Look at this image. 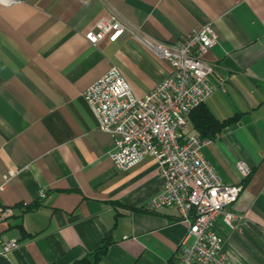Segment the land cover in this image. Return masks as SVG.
Wrapping results in <instances>:
<instances>
[{"label": "crops", "instance_id": "crops-1", "mask_svg": "<svg viewBox=\"0 0 264 264\" xmlns=\"http://www.w3.org/2000/svg\"><path fill=\"white\" fill-rule=\"evenodd\" d=\"M111 16L166 42L211 22L204 103L218 119L238 117L202 151L223 182L242 184L232 209L243 216L240 228L220 217L214 228L232 264H264V0L0 3V240L19 242L0 264H174L193 240L175 207L147 209L162 185L156 159L118 169L82 96L112 65L138 97L170 71L128 33L90 44L85 32ZM182 132L197 134L189 117ZM237 160L251 168L245 179Z\"/></svg>", "mask_w": 264, "mask_h": 264}, {"label": "built area", "instance_id": "built-area-1", "mask_svg": "<svg viewBox=\"0 0 264 264\" xmlns=\"http://www.w3.org/2000/svg\"><path fill=\"white\" fill-rule=\"evenodd\" d=\"M15 2L0 0L2 4ZM123 33L165 60L170 71L142 97L134 94L116 65L83 90L98 128L113 138L108 156L122 170L146 156L156 159L162 185L147 209L175 207L180 220L188 225L185 237L193 238L189 245L181 246L174 264H232L214 222L220 217L232 229L241 227L243 216L235 213L232 205L242 184L223 182L205 159L202 148L210 142L208 138L182 132L190 111L204 103L214 89L209 82L214 66L203 58L217 41L213 26L211 22L204 23L180 40L166 42L111 16L99 19L84 37L94 45L104 36L112 42ZM235 168L241 179L251 172L243 160H237ZM44 196V189H40L38 197ZM8 214L9 209L0 206V221ZM18 245L16 239L0 240V256Z\"/></svg>", "mask_w": 264, "mask_h": 264}, {"label": "trees", "instance_id": "trees-1", "mask_svg": "<svg viewBox=\"0 0 264 264\" xmlns=\"http://www.w3.org/2000/svg\"><path fill=\"white\" fill-rule=\"evenodd\" d=\"M188 117L191 121L192 127L196 130L199 137L210 138L218 133L225 125L236 120L238 113L224 119H218L209 111L205 106V103H201L190 111ZM100 251L102 252V249ZM48 264L56 263L51 262Z\"/></svg>", "mask_w": 264, "mask_h": 264}]
</instances>
